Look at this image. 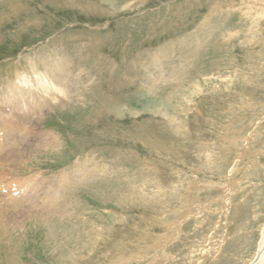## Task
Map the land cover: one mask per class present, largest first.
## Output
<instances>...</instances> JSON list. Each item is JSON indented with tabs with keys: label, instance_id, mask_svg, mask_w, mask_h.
<instances>
[{
	"label": "rangeland",
	"instance_id": "rangeland-1",
	"mask_svg": "<svg viewBox=\"0 0 264 264\" xmlns=\"http://www.w3.org/2000/svg\"><path fill=\"white\" fill-rule=\"evenodd\" d=\"M25 71L57 77L42 117L9 95ZM0 104L24 119L0 159L35 135L0 166V264L255 260L264 0H0Z\"/></svg>",
	"mask_w": 264,
	"mask_h": 264
},
{
	"label": "bare ground",
	"instance_id": "bare-ground-1",
	"mask_svg": "<svg viewBox=\"0 0 264 264\" xmlns=\"http://www.w3.org/2000/svg\"><path fill=\"white\" fill-rule=\"evenodd\" d=\"M24 70H26V69H24ZM23 73H24V75H22L23 77L19 78L21 83L15 84L14 87H11L9 90V95H11L12 101L14 103L21 104V106L24 109H27V108H29V106H31L33 109H35L39 113V117H40L42 112H43V107L38 108L37 106L41 101L49 103V101H47L46 95L48 94V90L51 91L52 87L53 86L55 87L57 77L53 76V75L40 77V81H37V82L33 81V82L29 83V81H28V78L30 77L29 72L25 71ZM62 74L64 75V78H65L63 85L67 86V81H66V76H65L66 74H64V72ZM30 84H31V87H30ZM46 106H48V105L46 104ZM0 111L2 113L1 104H0ZM21 113H22V111H20V113H19L18 110H16L14 108V106H12L9 110V116H3L2 115L0 117V126L3 127V129H5V130L11 129L13 131L23 132L24 129L17 128L15 126V124L21 125L24 122L23 121L24 119H21V117H20ZM11 136L12 135H8V137H11ZM29 136H31V134H28V137ZM34 137H35V135L31 139L24 141V143L21 144L18 148H15V150H10L8 152V154L6 155V157L4 158V160L0 159V166H2L3 168H10L11 171L9 174L11 176L16 177L18 175V169H17V166H15V164H18L19 159H22L24 157L28 158V154H29L30 149H31V146L29 145V143L33 140ZM5 139L6 138H4V137H0V142H3ZM37 146L38 147H36L37 149L35 151L42 149V148H40L42 145H37ZM0 150H1V146H0ZM21 163L22 162H20L19 164L21 165ZM0 170H1V168H0ZM85 171L86 170H84V169L80 170V172L78 171L79 173L77 176L81 177L82 175H84ZM16 178H18V177H16ZM4 179H5V177L0 175V183H2ZM27 187H31V179L30 178H29V181L27 183ZM27 187L18 188L15 191L17 196L20 198H25V197L31 196V189L27 188ZM23 203L26 204L27 202L24 201L21 204H23ZM18 204H20V203H18ZM33 206H36V205H33ZM262 234H263L262 240H261V243L259 245L258 253H257L256 258L252 264H264V231Z\"/></svg>",
	"mask_w": 264,
	"mask_h": 264
}]
</instances>
